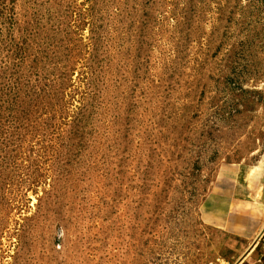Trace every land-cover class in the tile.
Segmentation results:
<instances>
[{"label": "rangeland", "instance_id": "1", "mask_svg": "<svg viewBox=\"0 0 264 264\" xmlns=\"http://www.w3.org/2000/svg\"><path fill=\"white\" fill-rule=\"evenodd\" d=\"M240 163L264 0H0V264H264L214 193Z\"/></svg>", "mask_w": 264, "mask_h": 264}, {"label": "crops", "instance_id": "2", "mask_svg": "<svg viewBox=\"0 0 264 264\" xmlns=\"http://www.w3.org/2000/svg\"><path fill=\"white\" fill-rule=\"evenodd\" d=\"M219 199H226L237 206L234 220L235 234L240 238L254 239L264 235V167L237 164L225 168L217 181Z\"/></svg>", "mask_w": 264, "mask_h": 264}]
</instances>
